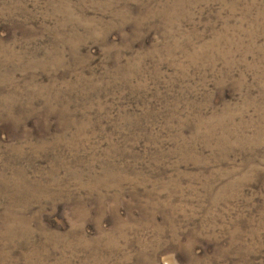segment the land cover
<instances>
[{"label":"rangeland","instance_id":"1","mask_svg":"<svg viewBox=\"0 0 264 264\" xmlns=\"http://www.w3.org/2000/svg\"><path fill=\"white\" fill-rule=\"evenodd\" d=\"M0 264H264V0H0Z\"/></svg>","mask_w":264,"mask_h":264}]
</instances>
